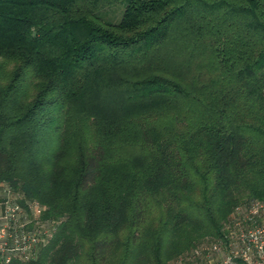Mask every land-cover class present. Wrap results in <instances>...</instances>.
Returning <instances> with one entry per match:
<instances>
[{
    "label": "trees",
    "instance_id": "16d2710c",
    "mask_svg": "<svg viewBox=\"0 0 264 264\" xmlns=\"http://www.w3.org/2000/svg\"><path fill=\"white\" fill-rule=\"evenodd\" d=\"M0 184L54 225L7 264H168L219 236L264 200V0H0Z\"/></svg>",
    "mask_w": 264,
    "mask_h": 264
},
{
    "label": "built area",
    "instance_id": "2783aa9c",
    "mask_svg": "<svg viewBox=\"0 0 264 264\" xmlns=\"http://www.w3.org/2000/svg\"><path fill=\"white\" fill-rule=\"evenodd\" d=\"M0 264L35 257L54 233L43 208L0 184ZM220 235L206 238L168 264H264V200H251L227 215Z\"/></svg>",
    "mask_w": 264,
    "mask_h": 264
},
{
    "label": "rangeland",
    "instance_id": "374dc122",
    "mask_svg": "<svg viewBox=\"0 0 264 264\" xmlns=\"http://www.w3.org/2000/svg\"><path fill=\"white\" fill-rule=\"evenodd\" d=\"M124 8V1L117 2L113 4L111 7H107L106 9L100 11L98 13V16L103 20V22L107 23H117L120 20V17L122 15V11ZM2 195L1 189H0V196Z\"/></svg>",
    "mask_w": 264,
    "mask_h": 264
}]
</instances>
